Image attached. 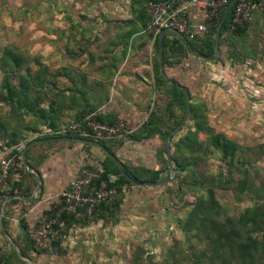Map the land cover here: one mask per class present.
<instances>
[{"label":"rangeland","instance_id":"374dc122","mask_svg":"<svg viewBox=\"0 0 264 264\" xmlns=\"http://www.w3.org/2000/svg\"><path fill=\"white\" fill-rule=\"evenodd\" d=\"M144 3L145 0H0L1 152L5 145L23 144L32 133L45 132L51 120L54 126L65 125L89 110L84 106L85 86L79 81L86 72V63L70 61L69 53L93 49L95 44L84 43L85 33L98 26L105 30L108 21L121 19L128 23L122 22L124 26L117 29L110 24L103 32L118 30L109 39L112 48L118 44L129 50L131 40L141 32L133 21L144 17ZM85 22L89 28L83 27ZM249 34L244 41L250 47L249 55L235 52L239 44L230 50L218 46V58L213 62L191 54L176 60L168 54L164 71L168 78L186 87L190 102L186 124L170 141L176 179L156 187L123 185L110 207L87 221L61 223L58 237H49L39 247L32 244L23 257L24 264H170L169 252L182 249L208 253L215 248L229 255L216 237L217 231L224 234V230L208 223L200 230L193 229L188 215L200 198L208 202L212 194L220 207L204 218L216 213L219 221L237 219L249 208L264 206V23ZM153 52L155 67L156 40ZM155 72L156 76L160 74L157 67ZM153 88L156 101L140 110L142 115L134 124L133 137L125 134L101 142L116 153L141 144L145 158L158 164L161 177L167 169L161 135L142 137L139 143L134 140L142 138L135 135L157 117L159 130L174 129L185 109L180 101L170 109L165 107L171 97L166 84H159L155 78ZM71 105L75 113L68 115ZM41 113L51 117L49 122H39ZM6 135L7 141L3 139ZM216 137L232 144L227 154L216 147ZM81 145L76 144L84 151L80 155L89 157L87 164L98 168L105 154L93 145ZM154 149L158 152L154 153ZM128 165L132 167L130 162ZM133 169L143 178L148 172ZM55 201L49 205H55ZM200 213L203 219L204 212ZM249 227L244 229L246 235L252 233Z\"/></svg>","mask_w":264,"mask_h":264},{"label":"crops","instance_id":"0c3cea01","mask_svg":"<svg viewBox=\"0 0 264 264\" xmlns=\"http://www.w3.org/2000/svg\"><path fill=\"white\" fill-rule=\"evenodd\" d=\"M189 19L194 24L205 21L203 12L197 8L189 10ZM144 20L145 17H140L139 20L133 22L136 23V26L141 27ZM122 22L123 24L128 23L126 19L108 21V25H105V30H103V27L98 26V28L95 27L94 31H91L92 33L86 32L83 39L84 43L95 44L94 48L83 52L77 51L78 53L70 52L69 60H78L79 62L81 60L86 63V72H84L83 77H79V81L85 86L83 91L86 94V105L84 106L89 108L86 111L91 110L102 116L119 115L118 117L120 118L125 117V119H122L132 133L136 129L134 124L137 121V117L142 115L140 110L148 109L156 101V93L153 88L156 78L153 52L156 33L139 32L131 40L127 51L123 50L122 45L118 44L112 48L113 43L109 39L113 34L118 33V30H112L110 34L103 31H107L110 24L112 29L123 27ZM263 23L262 15L256 13L254 20L246 29L245 37H249L251 29L261 28ZM88 24V22H85L83 27L89 28ZM104 24H107V22L104 21ZM212 27L213 24L202 35H206L212 30ZM228 33L229 31L224 32L222 38L226 37ZM97 44L99 45L97 46ZM222 46L226 47L225 44H221L219 47L221 48ZM244 47L249 50L245 51V54H251L250 47L246 45ZM240 48L238 47V49ZM238 49L236 50L238 51ZM69 72L72 74L71 69H69ZM74 89L77 90V88ZM74 109L75 106L71 105V108L67 110L68 115L75 113ZM45 120H41L40 123L49 122ZM44 126H47V124ZM45 128L47 129L45 132L32 133L27 137L25 136L26 139H24L23 144L14 145L12 148L0 151L1 159L6 151L19 148L17 150L20 153L19 159L16 161L9 184V189L14 191L12 194L28 197L34 193V198L30 201L12 198L4 203L2 199L3 202L0 207V257H5L13 264L15 262L13 249L23 259L24 256L20 254V249L29 248L25 240V227L41 217L50 202L55 199V195L68 186L80 168L90 165V163L87 164L90 158H84L83 155H80V153L84 152L82 147H76V144H82L81 146L87 144L77 142L49 141L35 143L26 150L23 159V150L29 141L40 139V137L46 135L54 137V134H50V131L56 129L51 126ZM8 138L9 136L6 135L3 139L7 141ZM143 140L142 138L134 140V142L139 143ZM153 141L157 143V139ZM71 145L73 147H70ZM140 145H132L130 149L128 148L129 151L116 153L113 149V152L128 168L146 167L151 170H159L156 162H151L150 159L145 158L144 150ZM153 151L154 153L158 152L157 149ZM78 155H80L79 158ZM154 157H157V155L155 154ZM129 162L132 167L128 165ZM109 176L113 177L114 180L117 178L113 174H109ZM164 176H161V178ZM3 207L4 212H2ZM6 209L8 216L3 221ZM24 223L26 224L25 226Z\"/></svg>","mask_w":264,"mask_h":264},{"label":"trees","instance_id":"16d2710c","mask_svg":"<svg viewBox=\"0 0 264 264\" xmlns=\"http://www.w3.org/2000/svg\"><path fill=\"white\" fill-rule=\"evenodd\" d=\"M149 1L150 0H145V3H144L143 15L145 17V20L143 21L142 26L140 27L141 32H151L147 29V23L149 21V11L147 8V4ZM237 1H239V0H236V3H237ZM231 13H232V11L229 12V14L227 15L226 19L224 20V22L222 24L220 39H219L218 44H219V46L221 44H225L227 47V50H230L231 47L233 48L236 46V44H239V46L241 45V48L240 49L236 48V49L240 50L239 54L241 55V54L245 53V51H249L244 47V45H245L244 41L247 40V38L245 37L247 27L254 20L256 13H260L262 15V19L264 20V13L256 11L254 13L253 19L249 23H246L243 25H237L235 27H232ZM219 22L220 21H217L216 24L213 25L212 30L209 31L206 35H198L194 39H187V41L190 43V45L192 46V48L194 50H196L197 52H199L205 56H211L213 54V50H214L213 40H214V35H215V32H216V29H217ZM226 31H229L228 35L226 37L222 38V35ZM158 38H159V32L156 33V38H155L156 44H157V50H158ZM239 41H240V43H238ZM235 52H237V50H235ZM168 54H172L173 56L177 57L176 60H180L181 57H183L184 55L190 54V53L188 52L185 45L178 38L166 36L165 40H164V51H163V64L164 65L167 62V59L169 56ZM156 62H158V63H156L157 65L155 66V70H156V67L159 69V51H158V61H156ZM159 72H160V70H159ZM155 75H156V72H155ZM158 76H156V79L159 80V84L160 83L166 84L169 87V91L171 94V97L169 98V100H167L165 107L170 109V107L172 108V104L174 102L180 101V103L183 105L184 109L186 110V99H185L183 91L181 89L171 85L170 83H168V81H166L163 78L161 73ZM91 112H93V111H91V110L87 111L83 115L91 113ZM50 118L51 117L48 118L46 113H41V115H39L38 120H39V122H41V120H44V119L48 120ZM79 118H77V119H79ZM96 118L99 121L105 122V123H114V121L116 120L115 115L102 116L98 113H96ZM77 119H75V120H77ZM157 121H158V117L156 119L154 118V121H151L150 123L148 122L145 125H143L137 131V133H136L137 135H135V136L138 137V139H139L142 137L145 138L148 136L160 134L161 139H163V141H164V139L166 138V136L168 135V133L171 130L169 129L168 131L165 130L162 132L161 130H159V128H157V124H158ZM50 123H51L50 126L53 127L54 129L59 128V126L53 125V120H51ZM152 125H153V127H152ZM133 134L129 133L126 135L128 137H131ZM69 135L80 136V137H83L86 139H91V140H97L106 148H108V147L105 144H103V142H101L103 139H106V138L107 139H113V138H120L121 137V136L120 137H95V136L90 135V134L82 135V136L79 134H69ZM54 136H62V135H55L54 134ZM45 137H50V135L40 137V139L45 138ZM14 145L15 144H11L10 146L5 145L6 146L5 148L9 149V148H12ZM87 145H89V144H87ZM228 145L231 146L232 144L228 141H221L219 138H217L216 147L221 149L222 151H224L226 154L228 152ZM108 150L114 155L113 149H108ZM15 153L17 155V159H19V154H20L19 151L15 152ZM162 153L164 155V157H163L164 161L167 163L163 149H162ZM171 156H172V154H171ZM226 156H228V155H226ZM172 160H173V156H172ZM98 168L100 169L101 176L105 179H108L109 174H113V175L117 176V178L114 181H108V183H109V185L115 186L117 188L118 195H119L120 189L123 185L133 184L130 180H128L120 172V170L115 165V163L107 155H105V157L101 161L100 166ZM128 169L132 172V174L134 176H136L140 180L145 179L142 181H155V180L161 179V177H160L161 171L160 170H151V169H148L146 167H139V169H141V171L148 170L146 177L143 178L137 172H135V170L133 168H128ZM4 193L12 194V193H14V191H13V189H9V186H8L7 189L4 191ZM25 195H28V194H25ZM117 198H118V196L116 197V199L113 202H111L109 204L101 205L99 208L96 209V211L93 213V215L91 217H87V218H79V217H76L73 213H68L65 211L58 212L57 209H55L54 215L57 218V224L55 225L57 233H56L55 237H58V233H59L58 231L59 230L57 227H59L58 226L59 224L66 223V222L70 223V222H76V221H78V222L87 221V220L93 218L102 209H106V208L110 207L111 205H113L114 202L117 200ZM210 200L211 201H208V202L202 198H200L198 200L196 207L188 215V223L190 222V225L193 227V229L195 228L196 230H200L201 226L204 223H208L211 227H218V228L224 230V232H225L224 234H220L221 232L217 231L216 237L219 239V241H221V243H220L221 247H224L226 249V252L229 255L226 256L221 251L222 249H215V248L210 249V251L208 253L194 252L192 250L189 251V250H185V249L179 250L177 253L173 250V251L169 252L171 254V259H172L170 264H264V206H254L252 208H249L246 211H244L240 215V217L237 219L229 217L225 221H219V219H217L215 217L216 213L212 214V218L211 217L208 218V216L206 218H204L206 214H208L209 212L214 211L220 207V205L218 203L216 204L214 202V194H212L210 196ZM2 202H3V200L0 198V207H1ZM201 211L204 212V216L202 217L203 219H201L199 217V213ZM7 214H8V211L6 209L4 216H3V221L5 220V217L8 216ZM25 225L26 224L24 223V226ZM249 225H250L249 229L251 230L252 233L250 235H246L244 229H247ZM196 230H195V232L197 233ZM218 234H220V235H218ZM55 237H53V238H55ZM211 238H212V240H211V243H212L214 237H211ZM25 240H26V243L28 244L29 248L25 249V250L23 248L20 249V253L22 254V256H25V253L27 254V250H30V247L32 246V244L34 245V241L28 236V234L26 232V227H25ZM13 254L15 256L14 264H24L25 263V260L21 259L20 256L16 253V251L14 249H13ZM0 261H3L5 264H13V263H10L5 257H0ZM154 264H165V262H157Z\"/></svg>","mask_w":264,"mask_h":264},{"label":"built area","instance_id":"2783aa9c","mask_svg":"<svg viewBox=\"0 0 264 264\" xmlns=\"http://www.w3.org/2000/svg\"><path fill=\"white\" fill-rule=\"evenodd\" d=\"M231 0H150L147 4L149 21L147 29L158 33L162 29H173L184 35L186 39H194L204 34L210 25L220 21L224 11ZM191 8L200 9L205 21L194 24L189 19ZM232 27L249 23L256 11L264 13V0H239L231 9ZM131 131L120 117L114 123L101 122L96 118V112H91L73 120L59 129L50 131V134L72 136L69 134L93 135L95 137H120ZM80 137V136H79ZM6 151L0 159V192L4 193L11 181V174L16 165V151ZM15 151V152H14ZM101 176L100 169L86 165L78 170L68 186L55 195V205H49L37 221L29 223L26 227L28 236L39 247L49 237L57 233L55 225L57 218L54 210L58 212L73 213L76 217L87 218L101 205L113 202L118 196L115 186ZM0 264H5L0 261Z\"/></svg>","mask_w":264,"mask_h":264},{"label":"water","instance_id":"95a60500","mask_svg":"<svg viewBox=\"0 0 264 264\" xmlns=\"http://www.w3.org/2000/svg\"><path fill=\"white\" fill-rule=\"evenodd\" d=\"M235 2H236V0L230 1L227 9L225 10V12H224V14H223L218 26H217V29H216V32L214 35V40H213L214 50H213V54L211 56H205V55L197 52L196 50H194L192 48V46L190 45V43L187 41V39L184 37V35L177 32L176 30L162 29L159 32L158 51H159V70H160V73L163 76V78L166 81H168L171 85L181 89L183 91L185 99H186V110H185V114H184L182 121L180 122L179 125H177L174 129H172L168 133V135L166 136V138L164 139V142H163V150H164V154H165V157L167 160V169L165 172V176L163 178L155 180V181H142L139 178H137L136 176H134L132 174V172L126 167V165L122 161H120L117 156L113 155L100 142H98L96 140L86 139L83 137H77V136H54V137H45V138H41V139H32L24 147L23 159L25 157L26 150L35 143L49 142V141H61V142H77V143H83V144H91V145H94L95 147L101 149L103 151V153L105 155H107L115 163V165L118 167L120 172L136 186H139V187H156V186H161V185H164V184H167L169 182L174 181L176 179L177 169L174 167V164H173V160H172V156H171V150H170V141L181 130V128L186 124L187 119L189 117L190 102H189V96H188V92L186 90V87H184L183 85L177 83L176 81L168 78V76L166 75V73L164 71V67H163L164 39L166 36L178 38L185 45L188 52L192 56H194L198 59L205 60L207 62L215 61L218 58V52H219L218 42H219V38H220V30H221L222 24H223L224 20L226 19L227 15L229 14V12L231 11ZM171 171H174V175H172V176L170 175ZM0 198L4 200V203H5V201H8L12 198H20V199L30 201L34 198V193L28 197H25V196H22L19 194H7V193H1L0 192ZM2 212H4V207L2 208Z\"/></svg>","mask_w":264,"mask_h":264}]
</instances>
